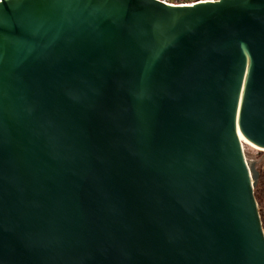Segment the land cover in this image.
Listing matches in <instances>:
<instances>
[{
	"label": "water",
	"instance_id": "95a60500",
	"mask_svg": "<svg viewBox=\"0 0 264 264\" xmlns=\"http://www.w3.org/2000/svg\"><path fill=\"white\" fill-rule=\"evenodd\" d=\"M264 0H0V264H264Z\"/></svg>",
	"mask_w": 264,
	"mask_h": 264
},
{
	"label": "trees",
	"instance_id": "16d2710c",
	"mask_svg": "<svg viewBox=\"0 0 264 264\" xmlns=\"http://www.w3.org/2000/svg\"><path fill=\"white\" fill-rule=\"evenodd\" d=\"M264 155V153H261ZM258 169L260 172L257 186L255 188V196L258 202V206L260 209V215L262 216V224L264 228V158L260 161L258 165Z\"/></svg>",
	"mask_w": 264,
	"mask_h": 264
},
{
	"label": "rangeland",
	"instance_id": "374dc122",
	"mask_svg": "<svg viewBox=\"0 0 264 264\" xmlns=\"http://www.w3.org/2000/svg\"><path fill=\"white\" fill-rule=\"evenodd\" d=\"M243 147H244L246 157H248L247 159L250 161H256L257 168H258L260 161L264 158V155L261 154V153H264V150L251 147L250 145L245 144V143H243Z\"/></svg>",
	"mask_w": 264,
	"mask_h": 264
},
{
	"label": "built area",
	"instance_id": "2783aa9c",
	"mask_svg": "<svg viewBox=\"0 0 264 264\" xmlns=\"http://www.w3.org/2000/svg\"><path fill=\"white\" fill-rule=\"evenodd\" d=\"M158 1L173 6H191L198 3L216 2L220 0H158Z\"/></svg>",
	"mask_w": 264,
	"mask_h": 264
},
{
	"label": "bare ground",
	"instance_id": "6f19581e",
	"mask_svg": "<svg viewBox=\"0 0 264 264\" xmlns=\"http://www.w3.org/2000/svg\"><path fill=\"white\" fill-rule=\"evenodd\" d=\"M240 139L242 140L243 143L250 145L251 147H255L260 149L259 147H257L255 144L251 143L249 140H247L246 138H244L241 134H240ZM242 143V144H243Z\"/></svg>",
	"mask_w": 264,
	"mask_h": 264
}]
</instances>
